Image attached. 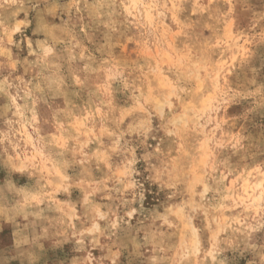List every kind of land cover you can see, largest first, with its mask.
I'll return each mask as SVG.
<instances>
[{"label":"rangeland","instance_id":"rangeland-1","mask_svg":"<svg viewBox=\"0 0 264 264\" xmlns=\"http://www.w3.org/2000/svg\"><path fill=\"white\" fill-rule=\"evenodd\" d=\"M261 177L264 0H0V264H264Z\"/></svg>","mask_w":264,"mask_h":264},{"label":"bare ground","instance_id":"bare-ground-1","mask_svg":"<svg viewBox=\"0 0 264 264\" xmlns=\"http://www.w3.org/2000/svg\"><path fill=\"white\" fill-rule=\"evenodd\" d=\"M244 194H246L247 199L251 198L252 202H257V203L261 202L264 196L263 178L261 177L257 179L252 185L246 182L244 184Z\"/></svg>","mask_w":264,"mask_h":264}]
</instances>
